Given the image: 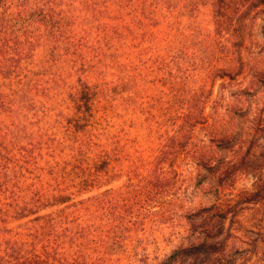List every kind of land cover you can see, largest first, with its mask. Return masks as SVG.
I'll use <instances>...</instances> for the list:
<instances>
[{
    "label": "trees",
    "instance_id": "16d2710c",
    "mask_svg": "<svg viewBox=\"0 0 264 264\" xmlns=\"http://www.w3.org/2000/svg\"><path fill=\"white\" fill-rule=\"evenodd\" d=\"M259 14L264 0H0V264H114L175 224L187 237L156 264H237L254 250L229 239L259 191L180 215L175 200L185 158L197 188L234 182L216 153H234L241 132L192 133L216 83L246 67ZM247 64L264 87V63Z\"/></svg>",
    "mask_w": 264,
    "mask_h": 264
},
{
    "label": "rangeland",
    "instance_id": "374dc122",
    "mask_svg": "<svg viewBox=\"0 0 264 264\" xmlns=\"http://www.w3.org/2000/svg\"><path fill=\"white\" fill-rule=\"evenodd\" d=\"M264 24V14H259L252 27V46L245 55L246 67L242 69V74L236 77L235 81H218L214 88V97L218 96V102L213 109L212 102L206 107L207 122L204 125L196 126L192 133V142L197 143L213 135L215 132L221 133L225 130H237L241 132L242 143L233 153L231 150L224 151L218 148L217 158L226 157L224 162L228 166L234 167L228 170L233 172V184L227 186L230 190L219 187L213 181L212 185L204 188H197L191 180L190 165L192 160L183 159L181 162V174L179 176L178 199L175 200L178 215L186 206L210 205L212 203H222L224 193L228 197L235 199V196L242 190L259 191L264 196V87L258 85V81L252 79V69L247 68L248 64L254 68L264 63V52L260 46L264 41L261 34V26ZM223 83V84H222ZM252 85L253 90L250 97L241 100L240 97L232 96L233 91L240 87ZM242 108L245 118L230 121L229 109ZM227 119V121H225ZM241 161L244 165L240 168ZM236 171V172H235ZM219 173V172H217ZM125 181L124 177L116 178L111 186L117 187ZM250 205V204H249ZM230 221L223 226L226 230ZM182 224L164 225L155 231H149L146 235L145 245L138 248V255H133L134 249H129L127 255L131 258L117 259L114 264H156L163 259L171 250L177 246L187 234L181 232ZM233 237L229 239L230 245L246 247L249 242L256 241V248L252 249L245 257L237 260V264H264V198L259 202H254L250 208L240 210L236 219L232 221ZM223 233L218 235V239L223 237ZM258 234V235H256ZM183 235V236H182ZM263 239V242H260ZM144 256V257H143Z\"/></svg>",
    "mask_w": 264,
    "mask_h": 264
}]
</instances>
